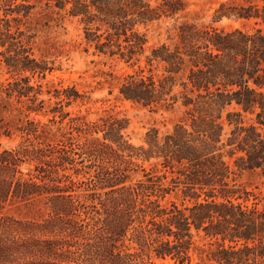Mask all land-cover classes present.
I'll return each instance as SVG.
<instances>
[{
    "label": "trees",
    "instance_id": "trees-1",
    "mask_svg": "<svg viewBox=\"0 0 264 264\" xmlns=\"http://www.w3.org/2000/svg\"><path fill=\"white\" fill-rule=\"evenodd\" d=\"M17 1L0 0L3 63L15 77L0 83V138L23 139L0 149V264H264V195L237 183L243 172L264 179V0L219 3L213 22L242 23L231 30L185 19L184 0L45 1L44 26L75 19L93 55L132 68L118 99L154 112L180 103L182 119L162 135L149 129L140 146L125 119L70 117L65 108L87 99L73 86L40 99L42 86L22 74L44 79L51 68L12 26L35 9Z\"/></svg>",
    "mask_w": 264,
    "mask_h": 264
},
{
    "label": "rangeland",
    "instance_id": "rangeland-1",
    "mask_svg": "<svg viewBox=\"0 0 264 264\" xmlns=\"http://www.w3.org/2000/svg\"><path fill=\"white\" fill-rule=\"evenodd\" d=\"M38 0H31L30 3L35 5L31 15L28 18H23L22 14L18 16L20 22H12V26H18L23 32L24 39L29 40L28 47L31 48L33 57L38 61L47 64L51 68L50 72L45 73V78L42 79L38 75L31 76L29 73L22 74V77H29L30 84H40L42 86V94L40 99L46 102V106L52 104L55 100L46 93L48 89L75 87L80 93L87 97L85 103H77L68 108H65L70 113V117L76 115L84 117L87 122H94L100 117L107 115H115L118 118L125 119L128 122L126 135L130 142L135 146L144 144L145 133L155 128L160 135L172 129V127L182 119L183 108L180 103L176 104L171 110L149 111L148 109L135 106L130 102L122 101L117 97V87L120 80L128 73L132 72V68L124 63L111 61L104 56L93 55V49L89 48L82 39V29L75 19L68 17L60 18L58 21L49 22L48 26H44L46 22L44 15L49 11L46 10L45 1L40 3ZM155 3L156 0H150ZM186 4L185 19L194 22L199 27L212 26L219 29L231 30L241 28L242 23L233 20L223 19L220 22H213L214 11L219 3L226 0H184ZM17 2H20L18 0ZM3 16V12L0 11ZM63 16V13H60ZM17 15L8 16L11 20ZM54 18L57 16H53ZM19 24V25H18ZM253 27L252 23H248L245 29L250 30ZM264 29V26H262ZM160 34L159 39L165 38L164 30H159L153 34L156 40L157 34ZM28 37L30 39H28ZM6 47H0V83L6 84L15 78L12 73H9L3 63L4 56L2 55ZM88 49V51H86ZM144 61L141 62L143 66ZM49 99H51L49 101ZM232 110H238L235 105L226 107L222 112L224 121L223 140L224 142L229 137L232 126L228 125L225 120L226 113ZM30 118L47 124L52 128L59 126L49 122L51 115L31 114ZM252 117L246 115L245 122H249ZM58 121V118L56 119ZM68 120L62 124L64 126ZM101 134L93 135L100 137ZM23 139L19 132H12L9 137L0 138V149H13L17 147ZM230 148L227 147L226 151ZM227 160L231 162L226 156ZM155 163L151 160L149 163H144L143 167L149 170ZM33 164H23L21 170L25 173L32 170ZM162 168L159 166L158 171ZM139 173L136 179L141 178ZM75 180L81 177L74 178ZM237 183L246 187L249 191H254L262 198L264 195V179H260L254 174L243 172L237 178ZM8 214L17 217H31L26 210H17L11 208L7 210ZM154 264H173L170 260H156Z\"/></svg>",
    "mask_w": 264,
    "mask_h": 264
}]
</instances>
